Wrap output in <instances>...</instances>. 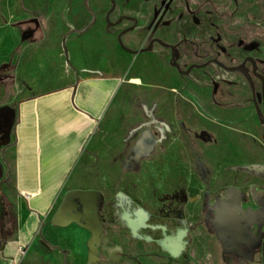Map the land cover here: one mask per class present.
<instances>
[{"label":"rangeland","instance_id":"374dc122","mask_svg":"<svg viewBox=\"0 0 264 264\" xmlns=\"http://www.w3.org/2000/svg\"><path fill=\"white\" fill-rule=\"evenodd\" d=\"M66 1L56 32L54 0H0V130L7 123L4 110L29 96L43 97L32 104L33 173L46 185L54 179L49 169L55 158L76 147L73 138L86 136L78 111L101 113V119L85 139L70 182L34 229L20 221L23 199L10 176L0 182V242H17L15 252L16 245L24 248V264H231L210 220L218 198L233 190L244 196L234 213L261 239L235 264H264V216L254 197L264 196V175L253 171L264 170V123L251 101V84L224 67L252 57L264 74V0H172L157 19L161 0H134L137 10L148 6L140 15L142 33L125 34L122 45L135 48L154 31L174 48L159 45L139 57L119 48L105 21L111 10L115 24L114 15L129 5L97 0V21L85 36L75 23L92 19L94 0H79L75 22L67 17ZM123 24L134 30L131 19ZM75 39L85 66L71 57ZM39 47L45 51L32 74L39 80L41 73L44 83L30 90L20 67ZM114 76L119 82L109 94ZM132 78H142L143 85ZM255 84L264 118L260 82ZM216 91L235 94L240 107L216 104ZM34 200L44 206L49 198Z\"/></svg>","mask_w":264,"mask_h":264},{"label":"crops","instance_id":"0c3cea01","mask_svg":"<svg viewBox=\"0 0 264 264\" xmlns=\"http://www.w3.org/2000/svg\"><path fill=\"white\" fill-rule=\"evenodd\" d=\"M143 1V0H142ZM145 2V1H144ZM147 2V1H146ZM67 3L66 0H54V4H56L55 8L58 11V14L52 16V22L54 27L56 28V32H59L61 30L60 28H57V26L60 27L62 25V18L61 14L59 13L64 8V5ZM125 6L127 7V10L123 8V11L120 13H117V15H114V23L116 24H110V14L111 10L108 11L105 21L108 25L107 31L114 30V36L117 38L118 34L123 31L124 24L120 23V18L122 15L131 16L137 20V25L134 26L135 32L142 33L141 26H140V15L142 13H145L147 11L148 6L143 5L140 6V8L137 10L136 4H134V0H131L130 2H124ZM68 9L66 10L67 17L75 22L76 19V6L79 5V0H70L68 4ZM94 9L91 17H87L86 20L83 23V26L79 25L78 23H75V26L78 25V28L83 35L87 34L93 25L97 21L98 12L100 11L99 3L97 0H94L93 2ZM54 11V9H53ZM53 14V13H52ZM91 20L89 23L88 21ZM77 22V21H76ZM116 25V26H115ZM134 33V32H133ZM132 34V33H131ZM86 36V35H85ZM136 36V34H135ZM134 36V39L137 38ZM82 37V36H81ZM80 37V38H81ZM78 38V39H80ZM75 39L71 41V47H72V54L71 57L76 65L78 66H85V62L80 54L77 52V40ZM119 48L124 50L121 45L119 44ZM45 51L44 47L37 48L34 52H30L26 60L23 61L22 68L20 69L24 72H22V76L26 78V80L23 77V81L27 83L30 90L33 89V87H38L43 85L44 79L42 78V74H38L39 80L35 77V73L33 70L37 67V63L39 62V56L41 53ZM126 53L129 54L128 51L124 50ZM25 67L27 69H25ZM100 68H104L103 66H99ZM32 72L34 74H32ZM30 73V74H29ZM29 78V79H27ZM116 78L115 85L113 84L112 90L117 87V83L119 82V78L117 76H114ZM41 80V81H40ZM108 81V80H105ZM117 84V85H116ZM46 85V84H45ZM32 86V87H30ZM70 88H74L73 86H69ZM67 87H62L58 90L66 89ZM43 97L41 96H29L27 98L22 99L19 101L17 108L15 109H6L4 110V114L6 116V126L0 130V182L5 179V176H10L12 181V186L15 190H17L18 193H21L22 195V201L21 208H19V218L20 221L26 226L27 229H34L36 225L38 224V220L46 215L48 213V210L50 209V206L53 202V199L56 198L59 193L61 192L62 188L70 182L72 175L76 169L77 164L80 162L81 154L83 152V144L85 142V139L87 140L93 133V126L94 124L98 123L101 119L100 114H97V116L89 114L87 112H83L81 110L78 111L79 116L83 117L84 122H81L80 124H77L81 129H85V138H83L82 134L79 136V138L75 137L72 140L77 142L76 147L70 146L67 149L64 148L63 152L59 155L58 158H55V162L52 163L54 165L53 169H49L50 171H55L53 173L54 179L50 182H47L48 184L40 185L38 179H35L34 177V156L35 154V148H34V141L37 136V129L34 124V118L35 112L32 108V104H35L37 102H40ZM100 117V118H99ZM83 139V140H82ZM78 158V163L74 166L75 160ZM27 182L33 183L31 185H28ZM26 183V186L24 185ZM30 197H27V196ZM40 198V197H48L49 201L44 206H40L37 202H35L34 198ZM30 229V230H31ZM17 242L14 241H1L0 242V264H24L22 256L23 254H20V249L22 247H19L16 245V252L14 251V244Z\"/></svg>","mask_w":264,"mask_h":264},{"label":"flooded vegetation","instance_id":"af4514ba","mask_svg":"<svg viewBox=\"0 0 264 264\" xmlns=\"http://www.w3.org/2000/svg\"><path fill=\"white\" fill-rule=\"evenodd\" d=\"M121 1L130 2L131 0H121ZM125 19H131L135 23V26L137 25V20L135 18L131 16H126V15H122V17L119 19L120 23H123ZM154 24L155 22H153V29H155V26H156V24L155 25ZM135 31H136L135 28L134 30H132L126 27L117 36V39L120 40L119 44L121 45V47L125 49L126 51H128L129 53H131L132 56L139 57L143 53L150 52V51L153 52L155 48L159 45H164L166 49H171V51L174 50L173 45L171 43L166 42L156 37L155 35H153L154 31H152L151 33L152 35L148 37V39L146 40L144 44L139 42V45H137L135 48H133L132 46L124 47L121 42L122 37L125 34L127 36L128 35L130 36V34ZM191 43H193V41H191ZM133 51L139 52V53L134 54ZM176 53H177V47L175 48V52L173 53L175 57L177 55ZM194 54L199 56L197 52H194ZM173 62H174L175 68L178 71L182 72L183 68L181 67V65H179V62H177L176 59H174ZM248 63L251 64L252 71H248L247 66H246ZM258 64L259 62L257 61L256 62L257 73L264 76V74L260 73ZM224 67L228 70L229 69L234 70L236 73L243 76L247 80L248 83L251 84V87L253 89V97L251 101L255 103V105L257 106V110H258V113L260 114V118L262 119L264 123V118L261 116V110L258 107L259 94H257L255 79H257L260 82V87H261L260 91L264 98L263 84H262V81L254 73L253 63L246 60L244 63H240L239 65H234V66L225 65ZM233 95L235 94L229 93V96H230L229 97L228 95H222L221 91H216V93L214 94L215 103L224 108L240 107V105L237 104L239 101L232 99ZM225 100H228V101H225ZM226 102H230L232 104L230 106H223L221 104V103H226ZM201 171L206 172L208 170L202 167ZM253 171H255L258 174L264 175L263 169H258V170L254 169ZM254 197L261 204L260 208H258L259 210L258 212L260 213L261 216H264V196L260 194H254ZM243 200H244V196L241 192L233 191V190L226 191L222 197L218 198V200L216 201L212 209L213 212H212L210 224L212 225V229H214V231L219 236L220 241L223 242L227 258L229 259V262L231 264H235L237 259H244L245 257L249 256L252 253L253 248L255 247L254 246L255 243L256 245H258L259 243L257 242L261 241L260 238L253 237L248 233L247 228L245 227L246 225L244 223V220L242 219V221H240L239 219V218H242L241 213L239 212L234 213V208L238 207V204L243 202ZM2 205L3 203L1 202V197H0V215L1 216L3 215ZM239 249L241 251H239Z\"/></svg>","mask_w":264,"mask_h":264},{"label":"water","instance_id":"95a60500","mask_svg":"<svg viewBox=\"0 0 264 264\" xmlns=\"http://www.w3.org/2000/svg\"><path fill=\"white\" fill-rule=\"evenodd\" d=\"M171 5H172V0H169V1H167V0H161V6L162 7H161V9L159 11H156L155 12V18L156 19L158 18V12H160L161 13L160 15H162L164 12H166L167 10H169L171 8ZM156 19H155V21H156ZM165 25H168V22H166ZM133 53L134 54H138L139 52H134L133 51ZM247 60L250 61L251 63H253V65H254V73L262 81V84H263V92H264V76L257 73V66H256L257 60H255L252 57H249Z\"/></svg>","mask_w":264,"mask_h":264},{"label":"bare ground","instance_id":"6f19581e","mask_svg":"<svg viewBox=\"0 0 264 264\" xmlns=\"http://www.w3.org/2000/svg\"><path fill=\"white\" fill-rule=\"evenodd\" d=\"M131 82H132V83H135V84H137V85H143V80H142V78H132V79H131Z\"/></svg>","mask_w":264,"mask_h":264},{"label":"trees","instance_id":"16d2710c","mask_svg":"<svg viewBox=\"0 0 264 264\" xmlns=\"http://www.w3.org/2000/svg\"><path fill=\"white\" fill-rule=\"evenodd\" d=\"M223 106H230L232 103L226 102V103H221Z\"/></svg>","mask_w":264,"mask_h":264},{"label":"built area","instance_id":"2783aa9c","mask_svg":"<svg viewBox=\"0 0 264 264\" xmlns=\"http://www.w3.org/2000/svg\"><path fill=\"white\" fill-rule=\"evenodd\" d=\"M27 197H30V196L28 195ZM24 253H25L24 248H21L20 249V254H24Z\"/></svg>","mask_w":264,"mask_h":264}]
</instances>
